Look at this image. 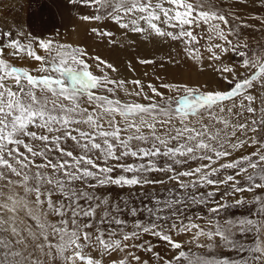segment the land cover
<instances>
[{
    "label": "snow or ice",
    "instance_id": "1",
    "mask_svg": "<svg viewBox=\"0 0 264 264\" xmlns=\"http://www.w3.org/2000/svg\"><path fill=\"white\" fill-rule=\"evenodd\" d=\"M71 3L94 9L82 21L178 42L219 86L114 79L112 63L59 34L0 31V264H149L137 251L264 264V47L243 38L251 25L224 0ZM110 185L166 192L137 208L98 194Z\"/></svg>",
    "mask_w": 264,
    "mask_h": 264
},
{
    "label": "rangeland",
    "instance_id": "2",
    "mask_svg": "<svg viewBox=\"0 0 264 264\" xmlns=\"http://www.w3.org/2000/svg\"><path fill=\"white\" fill-rule=\"evenodd\" d=\"M28 1L30 2L31 0H15L14 3H11V0H0V13L1 11H5L6 13L0 14V31H12L14 35L16 32L21 31L26 33L31 32L33 35L41 36L42 38L45 36L53 37L59 34L57 38L61 41L72 43L74 45H81L85 47L91 55H98L113 65L119 64L121 62L123 54L121 56L118 54V52L121 48H123L126 50L127 54V62L125 63H128L129 60H131L129 58H132V60H134V62L137 64L138 68L137 66L134 67L130 77L127 79L122 77L116 78L113 76L112 78L114 79L132 80L139 78L143 79L145 82L151 80L153 83H158L155 80V76H160L164 78L165 81L169 82H186L189 84L207 85L209 88L219 86V78L216 76V74L207 68V66H205L203 71L199 70L197 63L184 55L182 51L183 46L178 42L165 41L161 43L160 46H156L153 49L154 51L152 50L151 53L141 54L132 47L127 46L129 50L123 47L122 44L124 39H122L120 42V28L114 22L103 21L97 24L83 21L85 22V36L87 37V35L89 36L90 34L98 41L96 44L99 45V49L96 51L91 50L83 43L72 41L70 39V34L73 32V30H75L72 28L74 23L73 21L76 19L81 21L79 17L84 14L92 15L94 9H90L83 5H73L71 0H43V4H50L53 11L51 12L50 8L45 4L44 9H39V7L36 6V14H34L35 17L32 20L33 25L30 26L27 17L28 13L30 12H24V4ZM229 1L230 3L235 2L238 5L235 3L230 4L228 3ZM233 5H236V7ZM223 7L226 12L237 13L242 20L251 25V27L243 29L242 34L243 38L248 41L253 50L258 51L261 47H264V0H224ZM57 8L62 10H57ZM60 11H62V14ZM55 18L56 20H54ZM92 27H100L103 30L111 31L114 33V36L110 38H99L90 32V28ZM110 40H114L115 43H110ZM205 55H207V53H205ZM170 57L175 62L170 63ZM142 59H154L156 63L153 65L140 64L138 61ZM239 59L240 58L236 57L234 54L229 57L230 62L238 61ZM161 63H163V68L160 67ZM144 73H148V76L145 77ZM249 151H251V149H249ZM135 160L136 158H129L128 162L131 163ZM153 176L156 179H164L165 183H170L167 180V177L160 173H155ZM164 192H166V189L162 188L160 185L153 187L125 186L123 188L110 185L104 189L98 190L99 195L109 196L112 201L126 200L128 201L130 207L137 208L141 207L145 203H148L149 206H151L150 201L145 199V197H147L149 194H156L163 198ZM242 214H245L243 210L235 212V215ZM126 218L131 223L133 218L130 216ZM140 218H143V214H141ZM179 238L188 239L186 236H181ZM144 239L151 240L152 243L156 244L157 246L155 251L159 252L162 257L169 258L172 255V251L168 249L167 245L162 244L155 238L146 235ZM136 254L139 255L142 260H148L149 264H159V262L154 259L151 253L137 251ZM218 255H227L232 257L234 254L228 249H224L221 253H218Z\"/></svg>",
    "mask_w": 264,
    "mask_h": 264
},
{
    "label": "bare ground",
    "instance_id": "3",
    "mask_svg": "<svg viewBox=\"0 0 264 264\" xmlns=\"http://www.w3.org/2000/svg\"><path fill=\"white\" fill-rule=\"evenodd\" d=\"M20 1V0H19ZM58 1V0H56ZM234 1V0H233ZM9 2V1H8ZM15 0H11V3H14ZM17 2V1H16ZM29 2V1H28ZM25 3L24 4V12H30L28 13L27 17H28V22H29V25L32 26V20L34 19L35 15L36 14V6L39 7V9H44V4H43V0H31L29 3ZM55 2V1H54ZM47 3V2H46ZM57 3V2H56ZM230 3V1L228 2ZM227 3V4H228ZM232 3V2H231ZM230 3V4H231ZM235 3V2H234ZM232 3V4H234ZM59 4V3H58ZM237 4V3H235ZM1 5V4H0ZM46 6H48L51 10V12L53 11L51 9V5L50 4H45ZM238 5V4H237ZM61 6V5H60ZM65 6V5H64ZM82 6V5H81ZM234 6V5H233ZM62 7V6H61ZM231 7V6H230ZM236 7V5L234 6ZM59 8V6H58ZM57 10H62V9H58ZM229 8V7H228ZM38 9V8H37ZM233 9V8H232ZM56 10V11H57ZM41 11V10H39ZM58 12V11H57ZM61 14H62V11H60ZM2 14H6L5 11H1ZM0 13V14H1ZM56 13V12H55ZM54 14V13H53ZM58 14V13H57ZM26 16V14H25ZM55 16V15H54ZM62 18V17H61ZM56 20V18L54 19ZM53 20V21H54ZM27 21V20H26ZM64 21V20H63ZM34 22V21H33ZM73 25H72V28L75 29L73 30V32L70 34V39L72 41H75V42H79V43H83L85 44L88 48H90L91 50H98L99 49V45L96 44L97 39L94 38L92 35L89 34V36L87 35V37L85 36V22H83L82 20L81 21H78L77 19L75 21H73ZM64 23V22H63ZM69 24V23H68ZM28 25V26H29ZM71 28V27H70ZM119 33H120V42L122 39H124V42H123V47L127 50L128 47H132L134 48L138 53H141V54H144V53H151V51L156 47V46H160L161 43L165 42L164 40H162L161 38L159 37H155V36H146L145 34H140V33H133L131 31H126L124 29H120L119 30ZM87 34V33H86ZM168 42V41H167ZM131 49V48H130ZM167 49V48H166ZM165 50V49H164ZM154 51V50H153ZM118 54H120L122 56V60L119 64H115L114 67L117 69L116 72L114 73H110L112 75V77H116V78H129L131 73H132V69L134 67L137 66V64L134 62V60H132V58H129L131 60H129L128 63H125L127 62V59H126V50H124L123 48L120 49V51L118 52ZM134 54V53H133ZM140 54V55H141ZM134 56V55H133ZM129 65L131 67H129ZM138 68V66H137ZM136 68V69H137Z\"/></svg>",
    "mask_w": 264,
    "mask_h": 264
}]
</instances>
